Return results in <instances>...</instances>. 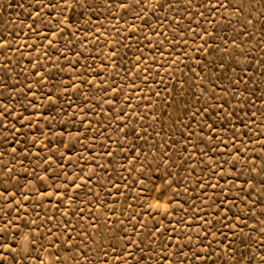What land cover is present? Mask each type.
Segmentation results:
<instances>
[{
	"label": "rangeland",
	"instance_id": "rangeland-1",
	"mask_svg": "<svg viewBox=\"0 0 264 264\" xmlns=\"http://www.w3.org/2000/svg\"><path fill=\"white\" fill-rule=\"evenodd\" d=\"M123 2L0 0V264H264V0Z\"/></svg>",
	"mask_w": 264,
	"mask_h": 264
},
{
	"label": "snow or ice",
	"instance_id": "snow-or-ice-1",
	"mask_svg": "<svg viewBox=\"0 0 264 264\" xmlns=\"http://www.w3.org/2000/svg\"><path fill=\"white\" fill-rule=\"evenodd\" d=\"M79 2V0H77V3ZM189 3H191V0H188ZM147 3V0H132V3H127V2H123L120 4V7L122 8H130L132 7V4H135L137 7H144ZM69 4V0H37V5H38V9H37V15H39V9L40 7L42 8H45V9H50L52 11H56V10H60L61 12H63V10L67 7V5ZM83 6V5H81ZM158 6L159 7H164L165 5L162 4V3H159V0H158ZM169 7H171V4L169 3L168 4ZM221 7H224V5H220ZM135 15L137 16H140V13H134ZM202 15V13H201ZM143 18V17H141ZM31 27V26H30ZM2 41H3V38L0 37V44H2ZM49 44H51V41H49ZM139 59V58H138ZM221 107V110H223V105L220 106ZM7 109H5L6 111ZM201 111V110H198L197 112H193L191 114V118L194 120L196 118V116L198 115V112ZM202 111H206V109H203ZM3 113L0 112V116H2ZM208 127H212V125H208ZM262 147H264V144H262ZM236 151L239 153L241 150L240 149H236ZM225 163H228L227 160L224 161ZM238 163V161H233L232 162V167L235 169L236 168V164ZM219 166V165H218ZM6 171H11V169H6ZM223 178V176L221 177ZM39 179V177H38ZM261 185L264 186V179L261 180ZM209 187L215 189L216 187H219L218 184H209L208 185ZM70 187L72 188H77L79 189L81 187V185H78L75 183V181L73 180L72 184L71 185H68V184H65L64 185V188L67 190L69 189ZM8 192H9V189H8V186L5 184L3 186L2 189H0V195H3L5 196V199L7 200L8 199ZM224 192V189L221 188V194H223ZM56 194L58 196H61V193H60V190L57 189L56 190ZM51 195V194H50ZM15 196V193H12V197L14 198ZM62 198H66V199H71L72 197L71 196H68V195H64ZM226 202V199L223 200V201H218L217 204H218V207L221 209V211H225V209L223 208V204ZM157 207H160V205H157ZM166 207H165V211H166ZM222 219H227V216H224ZM2 231V230H0ZM69 239H71V237L69 236ZM171 239V238H169ZM129 243H134L132 241H129ZM166 246V245H165ZM177 247L179 248V245H177ZM125 250H127V246L125 248ZM0 259H3L2 255H0ZM136 264H140V260L137 259L136 260Z\"/></svg>",
	"mask_w": 264,
	"mask_h": 264
}]
</instances>
